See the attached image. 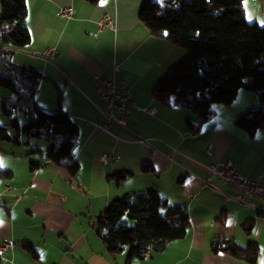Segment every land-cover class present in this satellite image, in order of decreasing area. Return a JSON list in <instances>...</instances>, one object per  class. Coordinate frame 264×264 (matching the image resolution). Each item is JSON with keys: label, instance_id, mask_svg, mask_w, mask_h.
Wrapping results in <instances>:
<instances>
[{"label": "crops", "instance_id": "0c3cea01", "mask_svg": "<svg viewBox=\"0 0 264 264\" xmlns=\"http://www.w3.org/2000/svg\"><path fill=\"white\" fill-rule=\"evenodd\" d=\"M25 5L31 42L14 51L13 62L43 75L34 96L37 108L66 113L76 122L80 170L70 178L44 160L48 146L33 140L22 146L0 142V168L12 173L0 181V246L6 239L14 242L0 264H125L127 252L109 255L95 222L112 201L152 189L170 206L186 208L189 230L162 252L131 264H247L212 253L220 239L257 245L256 264H264V196L240 204L219 180L203 184L210 164L230 161L243 176L260 177L264 188V128L250 135L234 124L244 112L264 111V105L240 90L233 104L216 105V116L198 127L191 111L156 101L155 85L186 53L150 35L139 19L141 0H25ZM69 7L71 18H58ZM243 10L248 23L264 26V2L243 0ZM107 19L112 26L101 29ZM49 50L53 55L42 59ZM96 78L122 86L136 108L152 112L132 109L125 128L112 124L104 131ZM0 100L14 98L0 88ZM104 154L117 160L103 164ZM142 162H150L154 173L141 172Z\"/></svg>", "mask_w": 264, "mask_h": 264}, {"label": "trees", "instance_id": "16d2710c", "mask_svg": "<svg viewBox=\"0 0 264 264\" xmlns=\"http://www.w3.org/2000/svg\"><path fill=\"white\" fill-rule=\"evenodd\" d=\"M86 1L94 4L101 0ZM141 3L139 19L150 35L165 39L186 53L155 85L152 96L156 101L191 111L199 119L198 127L216 116V105L233 104L240 90L251 92L264 105V26L247 22L243 0ZM26 15L25 0L0 2V88L14 98L2 101L1 114L25 120L19 123L16 119L12 127L0 126V142L22 146L32 140L44 141L48 146L44 160L75 178L80 170L75 157L79 135L76 122L66 113L37 108L34 96L43 75L13 62L14 51L25 49L31 42ZM234 124L254 135L264 128V111L244 112ZM10 129L15 131V137L10 135ZM140 170L154 173L150 162H142ZM11 176L10 171L0 168V181ZM124 218L133 224L122 223ZM188 230L186 208L170 206L153 189L112 201L96 223L97 237L109 255L127 252L125 264L162 252L172 242L183 239ZM211 252L247 264H256L260 254L257 245L243 247L232 239L213 242Z\"/></svg>", "mask_w": 264, "mask_h": 264}, {"label": "built area", "instance_id": "2783aa9c", "mask_svg": "<svg viewBox=\"0 0 264 264\" xmlns=\"http://www.w3.org/2000/svg\"><path fill=\"white\" fill-rule=\"evenodd\" d=\"M257 1L264 2V0ZM73 13V8L69 7L61 9L57 16L58 18L69 19ZM111 26L109 19H107L106 23L100 24L101 29ZM52 55L53 51L49 50L40 57L45 59ZM93 87L99 95L102 111L106 118V123L102 127L104 131L112 124L125 128L126 117H128L132 109H137L147 114L152 112L150 108H136L130 99L129 93L122 86L96 78ZM100 160L103 164H113L117 158L113 154H104ZM209 173L210 177L203 182L204 186H208L211 179H217L235 192V196L232 199L240 204H245L250 200H258L264 196V188L260 177L243 176L230 161L210 164ZM7 190L10 189L7 188ZM13 246L14 242L12 240H4L0 246V258L2 259L6 251L12 249Z\"/></svg>", "mask_w": 264, "mask_h": 264}, {"label": "rangeland", "instance_id": "374dc122", "mask_svg": "<svg viewBox=\"0 0 264 264\" xmlns=\"http://www.w3.org/2000/svg\"><path fill=\"white\" fill-rule=\"evenodd\" d=\"M1 104H2V101L0 100V126H3V127H12V125L16 121V119H18L19 122L22 120V117L21 116H14V117H11V118L4 117L1 114ZM9 133H10L11 136L15 137V131L14 130L10 129L9 130ZM33 141L36 142V143L37 142L38 143H41L43 145L42 147H46L47 146L46 142H44V141H40V140H33ZM43 151H45L44 148H43ZM46 151H45V154H46ZM96 223H97V220L95 222V229H96ZM122 223H125V224H128V225H132L133 224V222L129 221L126 218H124L122 220Z\"/></svg>", "mask_w": 264, "mask_h": 264}]
</instances>
